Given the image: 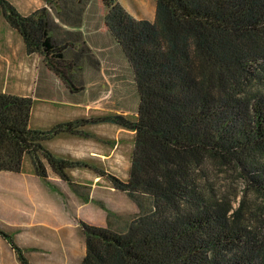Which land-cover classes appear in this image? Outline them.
Returning <instances> with one entry per match:
<instances>
[{
  "label": "trees",
  "instance_id": "1",
  "mask_svg": "<svg viewBox=\"0 0 264 264\" xmlns=\"http://www.w3.org/2000/svg\"><path fill=\"white\" fill-rule=\"evenodd\" d=\"M87 1L44 0L24 15L0 0L25 52L41 55L72 92L97 59L80 32L61 37L54 16L78 26ZM102 2L133 71L135 118L111 113L35 129L33 99L0 92V171H21L27 155L42 180L50 170L70 182L69 169L89 165L44 142L110 122L133 132L128 177L91 168L118 191L149 195L152 208L124 232L79 220V264H264V0H156L154 20ZM0 237L30 264L11 235L0 229Z\"/></svg>",
  "mask_w": 264,
  "mask_h": 264
},
{
  "label": "rangeland",
  "instance_id": "2",
  "mask_svg": "<svg viewBox=\"0 0 264 264\" xmlns=\"http://www.w3.org/2000/svg\"><path fill=\"white\" fill-rule=\"evenodd\" d=\"M8 1L22 14L30 13L43 4V0ZM118 1L134 17L155 18L156 0ZM83 8L84 17H87L85 22L86 26L100 28L103 24L105 14V7L102 0H88L87 4L83 5ZM100 35H102V32H100ZM5 39H10L13 48L16 47L18 49V46L20 47L19 51H22V53L17 52L15 55L17 58H20L19 60L29 65H26V67L35 66L34 59L36 55L26 54L21 37L9 25L0 5V88H8L13 80L15 69L17 68L19 70L23 66V64L16 65L13 60L8 63L4 58H1L4 52L2 50L4 49L3 42ZM103 42L105 44L104 51H101L102 49L96 50L94 56H98L97 58L102 62L105 79L103 80L102 76L98 74L92 84L91 82L88 83V81L83 82L82 85L83 87L85 85V90H79L80 92L73 98V100L79 103L76 106L75 113L77 115L74 118L77 116L78 118L83 117L86 119L98 118L118 112L133 119L136 116L139 95L134 83L132 68L122 48L112 36L110 39L105 36ZM88 65H90L91 70H96L92 64ZM90 78L93 79L94 75H91ZM36 79L37 77L35 81ZM103 81L104 86L102 85ZM33 85L34 83L32 81L31 86ZM67 91L69 96L73 94L70 90ZM39 103L40 101L36 100L34 104L35 111H37ZM47 122L49 124L51 121L48 120ZM96 123L105 126L103 137L106 142L104 145L99 143H95V145L99 148L102 145L106 152H110V156L104 162L100 161L97 156L90 157L86 162L125 180L128 177L133 151V132L106 121ZM90 130H98V127H91ZM95 133L97 134V132ZM29 159V156H26L24 162L25 170L29 169H27ZM80 161L86 163L83 160ZM70 173L71 187L74 188L81 206H73L72 210H65L60 215L55 211V206L52 208L53 218L58 220V224H63L62 226L65 228L59 229L57 233L50 232V230L39 225L37 229L32 231L36 233L42 232V237L39 238L37 236L36 241L33 240L31 245L29 244L30 246L24 247L22 244L20 245L14 241L22 249L23 254L30 264H79L85 252L84 237L79 231V228H77L79 220H84L94 225H104V227L111 228L117 232H124L132 218L152 208V201L149 195L139 192L118 191L111 187L104 177L97 176L90 167H77V169H72ZM13 175L12 172L0 171V201L2 205H5V200H7L8 196L18 195V191H20L18 190L19 182L13 179ZM48 180V182L53 184L51 185L46 182L49 198L55 200L58 195V190L54 184L56 178L55 176H51ZM84 196L92 203L82 205V198ZM98 206L103 210L98 208ZM26 208L29 212L32 209L36 212L38 209V207H33L31 204H28ZM48 210H50V207ZM1 225L2 223H0ZM9 233L13 236L12 238L16 239L18 236L17 233H13L12 231ZM30 233L31 231L28 230L27 235ZM1 238L0 264H21L8 241H5L4 238L2 240Z\"/></svg>",
  "mask_w": 264,
  "mask_h": 264
},
{
  "label": "crops",
  "instance_id": "3",
  "mask_svg": "<svg viewBox=\"0 0 264 264\" xmlns=\"http://www.w3.org/2000/svg\"><path fill=\"white\" fill-rule=\"evenodd\" d=\"M43 5L44 0L41 6ZM41 6H38L37 8ZM86 18L87 17H84L83 13L81 23L78 26H70L64 24L54 16L55 22L58 25L60 31L62 32L60 33L61 37H63V33L65 31H78L82 34L84 41L90 47L93 53H95L96 50L101 49V51H104L105 44L103 41L105 40V36L108 39L111 38L110 32L104 24V21L102 26L98 29L94 27H87L85 24ZM135 18L154 20L146 17ZM100 32H102V35H100ZM55 36L58 37L57 34H55ZM12 45L13 44L11 43L10 39L4 40V49L2 50L4 52L2 53L1 58H4L8 63L13 60L16 65L23 64V66L19 70L17 68L15 69L13 73L14 77L11 84L8 88H0V92H6L20 96H28L33 99L28 126L30 128L35 129H48L56 123L77 119L78 116L76 118H74V116L77 115L75 113V110L76 106H78L79 103L73 100V98L78 94V92H80L81 90H85V85L80 91L72 92L54 72L47 68V66L43 62L42 56L38 53H32L36 55L34 59L35 66L26 67V65H29L19 60L20 58H17V56L15 55V53L17 52L22 53V51H19L20 47L18 46L17 49L16 47L13 48ZM97 57V65L94 67L96 70H91L90 65L88 64L84 66L81 72L83 82L88 81V83L91 82L92 84L96 75L98 74L102 76L103 80L105 79V73L103 72V67L101 64L102 62L99 61ZM91 75H94L93 79L90 78ZM36 77L37 79L35 81ZM32 81L34 83L33 86H31ZM102 85L104 86V81ZM67 90H70V92H72L73 94L69 96ZM36 100L40 101V103L38 104L37 111L34 110V104ZM48 120L51 121L49 124H47ZM96 126L98 127V130H90L91 127ZM101 126L102 125H99V123H85L84 125L78 128L80 132L74 134L62 132L53 137L52 139L46 140L44 142V146L56 156L83 160L85 162L88 161L90 157L97 156L100 161L104 162L110 156V152H106L102 145L100 146V148L95 145V143L104 145V143L106 142L103 137L105 126ZM95 132H97V134ZM26 156L27 155L23 156L21 171H8L12 172L14 174L13 179L19 182L18 190L20 191H18V195L16 194L13 196H8L7 200H5V205H2L0 201V223H2L0 229L4 228L2 230L5 232L12 231L13 233H17V238H13V240L20 245L22 244L24 247L30 246L33 240L36 241L37 236L39 238L42 237V232L36 233L35 231H32L37 229L39 225H42L43 228L50 230V232L57 233L59 229L65 228L64 226H62L63 224H58V220H55L53 218V206H55V211L58 212L59 215L62 214L65 210H72L73 206H81L78 201V196L74 191V188L71 187V181L68 182L66 180L58 178V176L53 174L50 170H48L47 172L48 176L46 180H42L38 175L34 173L32 163L30 164V159L27 162V165L29 166H27V169H29L25 170L26 167L24 166V162ZM88 163L89 162H86V164L89 166H86L85 168H91L92 165ZM72 169L77 168L69 169L68 174L71 175L70 171ZM51 176H55L56 182L54 181V184L58 190V195L56 196L55 200L49 198V194L47 191L48 189L46 182L49 181L48 179H50ZM94 176L96 177V175ZM48 183L51 184V182ZM19 197L20 199L18 200ZM85 197L86 196L82 198V205L92 203L91 201L89 202L87 198L85 199ZM22 201L23 203H21ZM28 204L33 205V207H38L37 211L35 212V210L32 209V211L29 212V210H27L26 208ZM49 207L50 210H48ZM98 208L102 209L100 206H98ZM28 230L31 231L29 235H27ZM9 232L7 233L11 235ZM43 235L45 234L43 233Z\"/></svg>",
  "mask_w": 264,
  "mask_h": 264
}]
</instances>
